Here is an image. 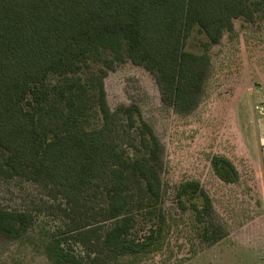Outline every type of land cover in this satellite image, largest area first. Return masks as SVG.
Instances as JSON below:
<instances>
[{
  "label": "trees",
  "instance_id": "1",
  "mask_svg": "<svg viewBox=\"0 0 264 264\" xmlns=\"http://www.w3.org/2000/svg\"><path fill=\"white\" fill-rule=\"evenodd\" d=\"M261 16L264 0H0V179L47 198L35 210L0 205V239L33 237L49 264L151 253L167 264L163 145L136 103L111 110L105 79L131 62L154 78L165 105L190 114L210 49L235 20ZM195 28L207 38L200 54L185 50ZM212 167L239 181L228 158L214 156ZM177 199L194 211L202 244L229 235L199 181L180 184ZM41 210L62 224L31 236Z\"/></svg>",
  "mask_w": 264,
  "mask_h": 264
},
{
  "label": "rangeland",
  "instance_id": "2",
  "mask_svg": "<svg viewBox=\"0 0 264 264\" xmlns=\"http://www.w3.org/2000/svg\"><path fill=\"white\" fill-rule=\"evenodd\" d=\"M205 34L195 28L185 50L202 53ZM211 70L202 100L192 113L180 115L161 100L154 78L144 68L127 62L105 79L111 110L136 103L163 145V209L171 256L167 264H264V17L253 23L234 21L220 44L210 49ZM214 156L228 158L239 181H222L212 167ZM199 181L212 199L216 221L229 235L207 246L200 241L201 225L194 211H183L177 189ZM47 198L25 182L0 179V205L8 209L42 207ZM191 207V202L184 199ZM199 206L201 200H197ZM61 218L41 210L31 236L41 228L54 229ZM141 226L137 233L142 236ZM144 229V228H143ZM82 251L80 246L76 252ZM160 255H128L118 264H161ZM0 264H49L33 237L0 239Z\"/></svg>",
  "mask_w": 264,
  "mask_h": 264
},
{
  "label": "built area",
  "instance_id": "3",
  "mask_svg": "<svg viewBox=\"0 0 264 264\" xmlns=\"http://www.w3.org/2000/svg\"><path fill=\"white\" fill-rule=\"evenodd\" d=\"M255 112L264 115V103L257 105L255 107Z\"/></svg>",
  "mask_w": 264,
  "mask_h": 264
}]
</instances>
